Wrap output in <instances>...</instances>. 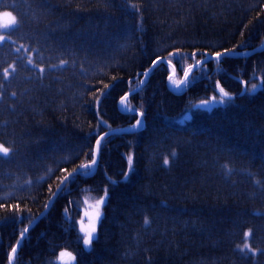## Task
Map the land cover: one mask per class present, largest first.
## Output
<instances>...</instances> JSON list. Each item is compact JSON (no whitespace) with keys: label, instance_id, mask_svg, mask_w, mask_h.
<instances>
[{"label":"trees","instance_id":"16d2710c","mask_svg":"<svg viewBox=\"0 0 264 264\" xmlns=\"http://www.w3.org/2000/svg\"><path fill=\"white\" fill-rule=\"evenodd\" d=\"M135 1L143 9L126 0H0L17 21L0 28V143L10 149L0 156V264H11L40 217L14 264H57L63 250L83 255L78 264H131L135 255L137 264H264V50L244 56L264 46V0ZM141 9L158 23L151 34L135 27ZM215 52L224 56L182 89L169 84L168 65L146 79L157 57L180 82ZM107 191L85 250L84 213L70 198L87 205Z\"/></svg>","mask_w":264,"mask_h":264},{"label":"bare ground","instance_id":"6f19581e","mask_svg":"<svg viewBox=\"0 0 264 264\" xmlns=\"http://www.w3.org/2000/svg\"><path fill=\"white\" fill-rule=\"evenodd\" d=\"M127 2H129L130 4H132L133 6H136V7H142V4H140V3H138V2H136L135 0H126ZM122 6H123V4H122ZM142 9H143V7H142ZM141 9V10H142ZM25 15H27V14H25ZM27 16H29V15H27ZM27 18V17H26ZM25 18V19H26ZM148 19L149 18H147V16H146V14H145V11L144 10H142L141 11V14H140V16L138 17V19L136 20V23H135V27H136V29H142V30H146L148 33H150V30L152 31V29H150V27H153L154 25H157L158 23L157 22H155V21H151L150 20V22L148 21ZM151 34V33H150ZM150 34H148L149 36H150ZM144 35H146L145 33L143 34V39H144ZM142 39V40H143ZM183 51H185V50H183ZM247 54H244V56H246ZM185 59H187V57H186V55L185 56H183V57H180V58H178L177 59V61H179V62H183ZM215 59H218L217 57H206L204 60H202V62H200V64L203 66V65H206L209 61H211V60H215ZM160 61V63L159 64H157L158 62ZM157 63L155 64V65H153V68L152 69H150L149 70V72H148V76H147V80H149V78H150V75H151V72H153L154 70H155V68L157 67V66H159V65H168L169 67H170V70H171V65L173 64L168 58H161L160 60H158L157 61ZM74 65L76 64H78V62L76 63V62H74L73 63ZM78 67L77 68H79V65H77ZM64 67H66V68H68V69H71V67H70V63H68V62H65L64 63ZM72 68H74V66L72 67ZM73 71H75L74 69H73ZM150 73V74H149ZM171 77V76H170ZM170 77H169V84L171 83V79H170ZM143 87H142V85L140 86V89L137 91V92H139L141 89H142ZM179 90V89H178ZM132 95L133 94H128L127 96H125V97H123L122 99H121V101H120V103H119V110L122 112V113H124V114H131V110H128V102L130 101V99L132 98ZM191 101V98H189L188 99V102H190ZM184 115V114H183ZM182 115V116H183ZM191 119V118H190ZM206 118H205V116H201V118L198 120V121H202V120H205ZM196 122V121H195ZM141 125H142V128H143V126H144V118H143V116L141 117ZM114 133H116V132H113V131H111V132H107V133H105V134H101L100 135V137H99V140H101L100 141V145L99 146H101V144L106 140V139H108L109 137H112V135L114 134ZM98 140V141H99ZM96 149H97V145H96ZM133 153L135 152V147H134V149H132L131 150ZM137 152V151H136ZM131 155V153H130V151L128 150V151H126V150H123L122 151V156H130ZM94 160H100V148H99V154H97L96 153V159H94ZM163 164H164V162H163ZM87 170H90L91 171V169H93V165H89L88 167H85ZM76 176V175H75ZM74 176V177H75ZM71 179H69L68 181H65L66 183H68L69 181H70ZM66 183H64V186H65V184ZM63 187V186H62ZM59 195H57L56 194V196H55V198H54V200H53V202L55 201V199L58 197ZM70 203H71V207H72V209L74 210L75 209V207L77 206H79L80 208H82V211H83V213H84V208H86L87 206L85 205L86 204V201H85V204H84V202L83 201H80V202H78V201H76V200H72L71 198H70ZM52 204V201L50 202V205ZM41 218V217H40ZM40 218H37L31 225H30V227H27L25 230H27V231H25L24 232V235H26V238L28 237V235L31 233V230H32V228H33V226L36 224V223H38V221L40 220ZM145 224V223H144ZM83 239H84V236H82V244H83V246H84V243H83ZM17 248V247H16ZM84 248H85V246H84ZM93 248V247H92ZM85 250H88V249H86L85 248ZM91 250V249H90ZM264 250V249H263ZM262 250V251H263ZM89 251V250H88ZM249 251H252V253H251V256H257V255H259L260 253H261V247H259V246H257V247H255V246H250V247H248V250H246V252H249ZM81 254V253H80ZM136 256V255H135ZM134 256V260H132V263L131 264H137V260H136V258L137 257H135ZM76 258H77V264H78V261H80L81 259H83L84 258V256L83 255H78V257H77V255H76Z\"/></svg>","mask_w":264,"mask_h":264},{"label":"rangeland","instance_id":"374dc122","mask_svg":"<svg viewBox=\"0 0 264 264\" xmlns=\"http://www.w3.org/2000/svg\"><path fill=\"white\" fill-rule=\"evenodd\" d=\"M0 15H2V13H0ZM3 22H4L3 19L0 18V25H2ZM15 26H16V24L10 26V27L7 28V29H5V28H3V27H0V28H1L2 30H4V31H8V30H10V29H13ZM171 70H172V75H171V77H172V76L175 74L176 69H175L174 66L171 65ZM192 74H193V69L190 70L189 72H187V76H186V75L184 76V80H183V81H185V82L188 81V79L191 78ZM174 78H175V77H172V78H171V85L175 87V86L177 85V83H176L175 81L172 80V79H174ZM182 83H183V82H182ZM180 86H181V84L178 85V87H180ZM205 102H206V103H205ZM219 103H220L219 100H216V101H201V102L196 103V104H195V107H203V108H205L206 110H208V109H212V108H214V107H215L217 104H219ZM191 116H192V111L189 110L187 113H185V114L180 118V120H181L182 122H185V121H187L188 119H190ZM0 145H3L4 147H7V146H6L5 144H3V143H0ZM7 148H8V147H7ZM9 150H10V149H9ZM9 153H10V151H9ZM9 153H8V154H9ZM8 154H7V155H8ZM7 155H4L3 153H0V156H7ZM108 196H109V192H108V191L102 196V197L105 198V202H104V203L100 206V208H99V211L101 212V218H100L98 221H96V229H97V230H96L95 233H93V239H92L91 244H90V245H84L85 248L88 249V250L92 249L93 244H94V241H95V240L97 239V237H98L99 225L101 224V220H102V218H103V216H104V208H105V204H106V202H107ZM100 199H101V197L98 198V199H96V200H94L93 202H91L90 200H88L87 205H86L87 207L84 208V216H83V220H82V222H83V226H84L85 228H87V227L89 226V224H90V222H91V218L94 216L95 212L97 211V209H96V202H97L98 200H100ZM86 213H87V215H86ZM79 225H80V228H81V231H82L81 222L79 223ZM82 234H83V236L85 237L86 232H85V231H82ZM61 253H63L64 255L61 256ZM61 253H60V255H59L58 258H57V264H77V258H76V255H75V254H73L72 252H70V251H68V250H63Z\"/></svg>","mask_w":264,"mask_h":264},{"label":"snow or ice","instance_id":"6c2138e0","mask_svg":"<svg viewBox=\"0 0 264 264\" xmlns=\"http://www.w3.org/2000/svg\"><path fill=\"white\" fill-rule=\"evenodd\" d=\"M0 13H2V15H0V18H2L3 19V24L2 25H0V27H3V28H5V29H7V28H9L10 26H12V25H14V24H16V17H15V15L13 14V12L11 11V10H0ZM6 39V37L5 36H3V35H0V42H2V41H4ZM228 51H230V50H228V49H225V53H227ZM213 55L215 56V57H217V58H219V57H221V55H222V53L221 52H215V53H213ZM160 58L159 57H157V60H159ZM157 60H153L152 61V63H153V65H155L156 63H157ZM29 62H31V61H29ZM191 67V66H190ZM8 74H9V69H4V72H3V75L5 76V77H7L8 76ZM185 75L187 76V72L185 73ZM170 79H171V77H170ZM253 87H255V86H253ZM221 92H223V89H221L220 90ZM224 95L225 96H227V93H224ZM206 103V102H205ZM141 123V121H137V124H140ZM99 144H100V141H97V145L99 146ZM9 148H7V147H4L3 145H0V153H3L4 155H7L8 153H9ZM173 155V157L175 158V153H173L172 154ZM128 160H129V162H131L132 161V157L131 156H129L128 157ZM93 163H95V161H93ZM164 165L165 166H167L168 165V160L167 159H165L164 160ZM84 167H88L87 165H85ZM105 202V198L104 197H101V199L100 200H98L97 202H96V209H97V211L95 212V214H94V216L91 218V222H90V224H89V226L87 227V228H85L84 226H83V222L81 221V226H82V231H85L86 232V235H85V237H84V239H83V243H84V245H90L91 244V242H92V239H93V233H95L96 232V221H98L100 218H101V212L99 211V208H100V206L103 204ZM86 215H87V213H86ZM145 224L147 225L148 224V221H145ZM25 231H27V230H25ZM24 235V233H21V236H23ZM246 236L247 235H249L248 233H246L245 234ZM245 247L247 248L248 246L247 245H245ZM242 251H243V249H242ZM12 252L13 253H15L16 252V249L15 248H13L12 249ZM64 254L63 253H61V256H63Z\"/></svg>","mask_w":264,"mask_h":264},{"label":"water","instance_id":"95a60500","mask_svg":"<svg viewBox=\"0 0 264 264\" xmlns=\"http://www.w3.org/2000/svg\"><path fill=\"white\" fill-rule=\"evenodd\" d=\"M263 50H264V46H263L262 48H259V49L255 50V51H253V52L247 54L246 56H249V55L255 54V53L260 52V51H263ZM223 56H224V55H223ZM223 56H221V57H223ZM159 63H160V61H159L157 64H159ZM172 66H173V65H172ZM149 74H150V73H149ZM175 75H176V72H175V74L173 75V77H174ZM184 83H185V81H183V83L181 84V86H180L179 88H181V87L184 85ZM179 88H178V89H179ZM141 126H142V125H141ZM99 141H101V140H99ZM99 145H100V144H99ZM99 148H100V146L97 145V149H96V153H97V154H99ZM98 161H99V160H97L96 164L93 165V168H96V167H97V165H98ZM75 175H76V174L71 175L66 181H68L69 179H71V178L74 177ZM65 183H66V182H65ZM61 189H62V188H61ZM60 192H61V190H59V192L57 193V195H58ZM25 238H26V235H24L23 238L21 239V241L19 242V244H18V246H17V248H16V252L12 254V257H11V264H14V257H15V255L17 254V252H18V250H19V248H20V246H21V244L23 243V241H24Z\"/></svg>","mask_w":264,"mask_h":264}]
</instances>
